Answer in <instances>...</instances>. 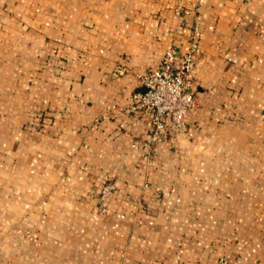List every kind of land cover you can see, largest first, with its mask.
Wrapping results in <instances>:
<instances>
[{
    "label": "crops",
    "instance_id": "0c3cea01",
    "mask_svg": "<svg viewBox=\"0 0 264 264\" xmlns=\"http://www.w3.org/2000/svg\"><path fill=\"white\" fill-rule=\"evenodd\" d=\"M196 26L151 144L140 75ZM0 264H264V0H0Z\"/></svg>",
    "mask_w": 264,
    "mask_h": 264
},
{
    "label": "built area",
    "instance_id": "2783aa9c",
    "mask_svg": "<svg viewBox=\"0 0 264 264\" xmlns=\"http://www.w3.org/2000/svg\"><path fill=\"white\" fill-rule=\"evenodd\" d=\"M201 35L200 28L196 26L186 52L181 53L176 47H170L158 67L140 75L131 107L151 115V144L158 143L175 131L183 129L188 111L196 105L195 94L190 85ZM115 187L113 181H107L102 186L100 208L106 205V197Z\"/></svg>",
    "mask_w": 264,
    "mask_h": 264
}]
</instances>
